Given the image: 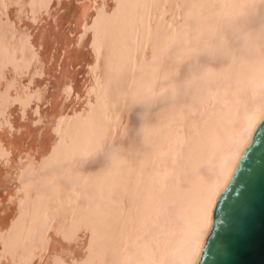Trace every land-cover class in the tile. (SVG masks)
<instances>
[{
  "label": "bare ground",
  "instance_id": "1",
  "mask_svg": "<svg viewBox=\"0 0 264 264\" xmlns=\"http://www.w3.org/2000/svg\"><path fill=\"white\" fill-rule=\"evenodd\" d=\"M249 3L0 0V264H197L264 117Z\"/></svg>",
  "mask_w": 264,
  "mask_h": 264
},
{
  "label": "water",
  "instance_id": "2",
  "mask_svg": "<svg viewBox=\"0 0 264 264\" xmlns=\"http://www.w3.org/2000/svg\"><path fill=\"white\" fill-rule=\"evenodd\" d=\"M197 264H264V117L219 197Z\"/></svg>",
  "mask_w": 264,
  "mask_h": 264
},
{
  "label": "snow or ice",
  "instance_id": "3",
  "mask_svg": "<svg viewBox=\"0 0 264 264\" xmlns=\"http://www.w3.org/2000/svg\"><path fill=\"white\" fill-rule=\"evenodd\" d=\"M249 8L251 9H259V16H258V23L260 25L261 29V39L264 41V0H251V3L248 5ZM248 41V36L246 33V30L242 28H238L232 36V46H235L237 48H242L247 44ZM228 49H229V44L228 42L221 37L219 39V52L224 55H228ZM230 58V56H229ZM196 69H189V71H195ZM113 151H119L118 146H113ZM211 199L212 195L211 192L207 193L204 197V199L201 201V203L198 206V218L200 219L201 222L204 224L207 223L208 218H209V213L212 211V204H211ZM60 264V262H58Z\"/></svg>",
  "mask_w": 264,
  "mask_h": 264
},
{
  "label": "clouds",
  "instance_id": "4",
  "mask_svg": "<svg viewBox=\"0 0 264 264\" xmlns=\"http://www.w3.org/2000/svg\"><path fill=\"white\" fill-rule=\"evenodd\" d=\"M117 159V154L113 155V161L115 162V160Z\"/></svg>",
  "mask_w": 264,
  "mask_h": 264
}]
</instances>
